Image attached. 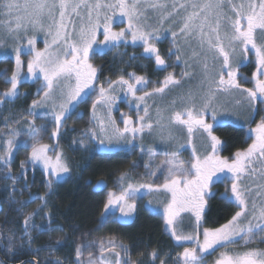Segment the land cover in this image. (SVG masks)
I'll use <instances>...</instances> for the list:
<instances>
[{
  "label": "snow or ice",
  "instance_id": "1",
  "mask_svg": "<svg viewBox=\"0 0 264 264\" xmlns=\"http://www.w3.org/2000/svg\"><path fill=\"white\" fill-rule=\"evenodd\" d=\"M142 4H147V7L153 9L166 8L160 0H153L151 3L147 0H76L74 3L72 0H24L23 3H20V0H3L0 8L4 10L3 15L9 17L4 27L3 39L27 40V44L19 43L11 50V53L15 55L16 70L12 72L11 77L4 76L11 87L0 93V104L21 95L18 89L22 80L21 56H30L27 62V73L24 74L23 79L31 77L38 81L40 86L37 95L40 92H43V95L40 99L32 101L28 115L32 117L50 115L55 124L51 137L58 138L61 127L71 112L81 102L86 101V98L97 92L95 81L98 79V68L90 62L92 55H103L106 51L117 47L120 42L127 41L130 36L134 45L137 41L141 42L144 52L150 57L154 56L157 66L167 67L165 59L153 42L161 39L160 30L146 29L142 20L146 21L147 17L145 9L141 7ZM180 7L184 8L185 5L181 4ZM191 7L194 10L184 19L179 34L188 37L197 30L200 47L204 48L207 45V52L212 53V59L222 61L220 70L216 74L218 80L214 78L208 80L210 87L200 97L199 105L195 96L189 92L187 96L180 97L179 101L176 99L171 101L172 108L178 102L185 105L181 110L169 111L167 108H157L156 119L153 122L149 105L146 103L147 98L164 94L169 86H178L180 80L169 73L160 87H154L150 92L145 91L143 95L137 96V91L143 90L149 81L145 76L130 72L128 73L130 79H125L121 75L116 80H109L107 88L103 85L99 87L98 95L91 105L92 118L98 122L99 132L89 131L94 139L101 134L106 136L108 144H111L113 140L117 143L124 140L135 147L132 141L146 131L151 133L155 128H159L163 133L165 129H168L167 139L172 140L174 139L172 127H184L188 135L187 144L191 146L192 159L186 163L179 159L178 152H166L165 155L169 158L157 165V170L165 166L167 169L163 184L128 183L119 195L110 192L104 207L106 211L118 208L122 217L128 218L136 209L135 197L140 189H147L149 192H166L170 194V199L164 206L163 216L171 235L176 241H194L193 247H185L183 252L177 253V264H206V256L215 252L217 248L225 250L219 252L213 264H264V248L251 247L254 243L264 244V193L261 191L264 190V183L255 185L257 196L262 197L260 204H257L255 200L249 201L252 188L245 184V180L249 178L264 181V117L255 128L249 130L254 134L253 142L247 149L236 151L231 159L218 155L222 141L214 135L213 124L206 122L204 118L208 110L212 108L211 118L217 122L218 114L214 109V102L219 93L240 92L253 113L256 111L257 101L264 105V0H238V2L237 0H205L203 4L193 3ZM81 8L86 9L84 14L80 12ZM173 9L175 10V5ZM57 12L59 19L56 16ZM72 14L80 19L79 26L71 19ZM170 15L171 13H164L160 23L163 24ZM45 20L50 21L47 26H45ZM125 20L126 27L120 28L119 31L113 30L114 23H125ZM69 24H71V30H69ZM206 27L208 31H205ZM29 32H32L31 36ZM40 32L45 33L46 37L43 49L36 47L37 34ZM98 35H102L103 39H98ZM177 35V32H172L173 45L176 44ZM177 51H179L178 48ZM11 53L5 50L0 52V57L7 59ZM249 53H254L256 71L252 77L254 86L245 88L237 79L238 72L236 68H233V61L242 65L248 60ZM169 54H174L172 49H169ZM176 58L179 60V55ZM203 70L207 77L209 72L207 56L204 57ZM225 73L227 79H225ZM182 75L189 76L190 73L183 72ZM118 88L124 91V98L130 106L135 101L134 109L137 113L136 121L132 116L121 113L123 128H120L111 116L112 107L119 99L112 93ZM129 96L131 100H128ZM236 104H241V101L237 100ZM101 105L107 107V122L97 115V108ZM141 108L143 115L139 114ZM37 109L43 110L37 111ZM166 111H169L167 117L164 115ZM165 120L167 122L163 123ZM7 126L11 138L5 141V151L3 155H0V161L9 168L10 172L13 149L28 146V141H21L18 145L16 138L21 133L10 125ZM42 130H47L45 125L37 126L35 119L27 121L25 135L31 139L32 143L27 160L21 161V175L25 176L23 170L27 163H31L33 167L41 164L42 170L49 177H55L58 180L63 174L69 173L70 169L62 152L57 151L54 158L48 154L52 149L48 144L41 142ZM197 131L206 133L210 141L211 152L203 156L197 154V149L192 142ZM129 135L132 140L128 139ZM80 143L83 145L84 142ZM99 143L104 145L105 140L100 139ZM153 154L154 151L150 148L149 155ZM149 175L155 176L156 172H149ZM6 177L11 178L15 185L16 177H11L7 173ZM126 177L127 174L120 177L121 183ZM228 181L231 182L230 188L227 186ZM217 182H225V191L221 197L235 203L239 210L219 228H204L201 241L200 223L208 198L215 195L212 186ZM52 184L53 180L48 179L46 185L49 190ZM13 191H15L14 187ZM34 199L41 200L42 204L24 216V231L21 236V241L27 237L29 244L32 241V229L50 230L48 226H38L33 223L34 216L47 204V193L43 196L30 194L27 201L17 203L27 205ZM183 213H190L195 217L196 229L191 234L177 233L175 224ZM46 215L50 225L51 213L48 212ZM2 239L4 238L0 237V240ZM6 239L8 241L6 245L0 243V248H3L6 254L13 256L22 254L23 242L19 245L15 244L14 234H10ZM240 242H242L240 250H234L233 246ZM108 243L115 254V264H121V251L124 256H128L127 247L122 244L118 246L113 240H109ZM56 245L61 246L62 241L57 240ZM117 247H120L121 251H116ZM100 250L102 254L109 250L104 246L103 241L100 242ZM81 254V247L77 246V259ZM91 255L89 252V256ZM158 255L156 250L150 253L153 261L158 258ZM28 264H39V262L33 257ZM55 264H60L59 260ZM160 264H165V260L160 259Z\"/></svg>",
  "mask_w": 264,
  "mask_h": 264
},
{
  "label": "trees",
  "instance_id": "2",
  "mask_svg": "<svg viewBox=\"0 0 264 264\" xmlns=\"http://www.w3.org/2000/svg\"><path fill=\"white\" fill-rule=\"evenodd\" d=\"M1 13L2 8H0V17ZM120 59L121 55L116 48L101 56H94V62L100 68L98 76L100 81L117 77ZM12 63L9 57L0 58V74H2L0 75V92L9 87V82L4 79V76H10ZM248 73L249 76L250 72ZM34 87L35 83L27 84L29 90L27 96L8 100L0 107L1 130L5 128L2 126L5 119L12 120L11 124L15 128H20L26 122L25 112L33 99L31 93ZM86 115L85 110L78 119L74 117V113L66 119L58 139L62 145L70 143L81 132L89 137V130L92 128L89 127ZM16 121L19 123H15ZM214 132L222 139V153L225 156L232 155L234 151L246 146L243 127L228 123L217 126ZM92 143L95 145V142ZM23 147L19 146L17 149H23ZM71 159L74 166L70 168V175L62 181L53 182L50 190L47 188L45 175L38 168L26 165L24 169L26 178L19 176L17 170L21 169V157L18 154L11 159L10 172L9 168L0 161V237L4 238L0 240V243L6 245L8 243L6 238L10 234L15 235V244L19 245L23 242L22 254L13 256L4 251L1 252L6 260L35 257L39 264H55L57 260L60 264H76L74 258L78 244L95 237L116 238L127 245L134 259L143 257L149 260L153 250H156L159 256L173 249L180 253V246L165 229L164 218L150 212L144 205L136 206L135 216L130 222H122L115 216L104 213L107 189L114 181V177L142 166L144 154L140 157H132L122 151L102 153L97 151L95 146L93 149L88 147L77 155H73ZM6 173L17 178L15 185L11 178L6 177ZM225 187L220 185L218 193L216 192L208 200L204 212L206 227L216 228L223 225L238 210L235 203L218 195L219 192L225 191L223 190ZM45 193H47V204L34 216L33 223L38 226H48L50 230L32 229L31 244L28 243L27 237L21 241L24 216L36 210L42 201L34 199L27 205L17 202L27 201L30 194L43 196ZM48 212L52 217L50 225L46 215ZM57 240L62 241L61 246L56 245ZM0 264H3L1 260Z\"/></svg>",
  "mask_w": 264,
  "mask_h": 264
},
{
  "label": "rangeland",
  "instance_id": "3",
  "mask_svg": "<svg viewBox=\"0 0 264 264\" xmlns=\"http://www.w3.org/2000/svg\"><path fill=\"white\" fill-rule=\"evenodd\" d=\"M23 2H24V0H20V3H23ZM72 2L74 3V2H76V0H74ZM147 2L151 3V2H153V0H147ZM237 2H238V0H237ZM0 3H3V0H0ZM160 3H164L166 5V8H164V9H158V8L153 9V8L147 7V4L141 5V7L145 9V15L147 17L146 21L142 20V22L145 23L146 27H148L152 21H159L160 22L161 16L164 13H171V15L168 16V18H166L164 20V23H163L167 27L170 26L171 20L175 15H178L179 17H181V21H182L181 26H183L184 19L192 12L191 8L189 7V5H190L189 0H178V1L160 0ZM181 4H184L185 7L181 8L180 7ZM173 5H175V10L173 9ZM3 11L4 10L2 9V13H1L2 16L0 17V52L7 50L11 53V50L14 47H16L17 44L22 43V44L26 45L27 40L16 41V40H13L11 38L3 39L4 27H5L8 19H9V17L3 15ZM80 12L82 14H84L86 12V9L81 8ZM56 16H57V19H59V13L58 12L56 13ZM71 19L76 23L77 26H79L80 19L78 17H76L75 14H72ZM44 23H45V26H47V24L50 23V21L45 20ZM123 27H126V20H125V24L123 25ZM69 30H71V24H69ZM31 35H32V32H29V36H31ZM37 36H38V39H37L36 47L38 49H43L44 48V39L46 38L45 33L40 32L37 34ZM189 36H195V35L191 34ZM48 39L50 40V37ZM102 39H103V36L100 37V40H102ZM206 46L207 45H205L204 47H206ZM185 47L187 48V46H185ZM191 47H193V49L191 50V51H193V53L190 54L188 57H182L181 60H184L183 66L180 64L179 70L177 72V75H179V76L175 77L176 79L180 80V84L178 86H172V87L166 89L164 94L154 95V96L147 98L146 103L149 105L150 117H151L153 122L156 119V109L157 108H162V109L167 108V109H169V111L181 110L185 105L180 104L178 102L177 105L174 108H172L171 107V101L174 99L179 101L180 97L187 96V94L189 92H191L195 96L197 104L199 105L200 97L203 96L210 87L208 80L213 79V78L218 80V75H216V74L219 72L220 68L218 70H215V72H211L210 74H207V77H206V74L203 70V62H204L203 54L201 53V49H203V48L200 47V43L198 42V43H195L194 45L188 46V48H191ZM194 53H196V55H193ZM0 58H2V57H0ZM9 59H11L13 62L11 74L9 76V77H11L12 72L16 70L14 53L10 54ZM29 59H30V56H27V55L21 56V60L23 61V67H22V71H21L22 80H21V83L18 85V89H19L20 93L24 94L25 92H27L28 88H26V87L23 88L21 85L23 83L24 84L25 83H28V84L35 83V87H34V91H33V99H32V101H33V100L40 99V97L43 95V92H40V94L37 95V90L40 86L38 81H35L31 77H29L26 80L23 79L24 74L27 73V62ZM90 62L92 63L91 59H90ZM235 63H236V66L239 65L236 61H235ZM208 69H210V68L208 67ZM183 72H189L190 75L189 76H183L182 75ZM209 72H210V70H209ZM128 78H130V77L128 76ZM41 79H42V77H41ZM225 79H227L226 73H225ZM112 80H116V79H112ZM108 81L109 80H105L102 82V84L96 83L95 86H96L97 92L94 93L91 97L86 98V101L79 104L71 112V114L74 113V117L78 119V118H80V116L83 115L84 111L86 110V112H87L86 116L88 118V119L86 118V120L89 123V127H90V129L92 128V130H95L96 132H99V125H98V122L92 118L91 105H92V102L96 99V97L98 95L99 87L101 85H103L105 88H107ZM250 83L251 84H249V87L251 88V87H253V81H251ZM211 86L214 87V85H211ZM10 87H11V84L9 83L8 88H10ZM145 91H147V90H141L140 93L137 94V96L143 95ZM3 92L4 91H1V93H3ZM112 94L119 97V99H117L115 105L112 107V111H111V116H112V118L115 119L116 124L120 128L124 127L123 122H122L123 117L121 116V113H126L127 115L132 116L133 120L136 121L137 113L134 109L135 101H133L132 106H130V104L124 98V91L120 90L119 88ZM128 100H131L130 96L128 97ZM237 100H240L241 104L237 105L236 104ZM32 101H31V104H32ZM31 104H30V106H31ZM46 107H50V106H46ZM29 108L25 112L26 122H24V124L21 125L20 128L19 127H16V128L13 127L11 124L13 121L9 120V119H5V123L2 125L3 128L5 127L4 130H1V128H0V155L4 154L5 147H6L5 141L11 138L9 135V127L7 126V125H10L12 128L17 129L21 133V135L16 138L18 145L21 141H28V146H24L26 148H24V149L14 148L12 157L14 156V154H18L21 157L22 161L27 160V158L31 152L32 141L27 135H25V132L27 129V121H30L33 119H35V124L37 126H41V125L46 126L47 130L46 131L42 130L41 135H40V140L42 143L48 144L50 146V148L52 149L49 151L48 154L54 158L55 153L57 151L62 152L64 155V158L66 159V161L68 163L69 169L72 166H74V163H73L71 157L73 155H77L79 152H82L83 150H86L88 147H91L93 149L96 146V150L99 152H102V153H113V152H116L115 150L124 148L125 146L130 147L132 149L131 144L126 143L124 140L119 141V143H117L115 140H113V142L111 144H108L107 137L102 135V134L94 139L91 136V133L88 135L89 137H86L87 134L85 133V136H84L83 132L78 134L70 143H68L66 145H62L59 142L58 138L51 137V133L55 127V124H54L52 117L50 115L46 116V117L29 116L28 115ZM214 109L218 114L217 122H214L211 118V113L213 110L212 108H210L204 116L206 122L213 124V127L216 125H220L221 121L222 122H230V123H234V124H244V126H245L250 121L249 119H251L250 116H251L252 112L248 108L247 102L243 100V95L238 91L234 92L232 94H224V93L217 94V99L214 102ZM42 110L43 109H37V111H42ZM169 111H166L164 113L165 117H167L169 115ZM139 114L143 115V109L142 108H141V111ZM97 115L103 117L105 119V122H107V107L103 106V105L99 106L97 108ZM184 118L186 119L187 117L185 116ZM166 122L167 121L165 120L163 123H166ZM171 132H172L173 137H174V139H172V140L167 139L168 129H165L164 132L161 133L159 128H155L151 133H148L146 131L142 136L138 135L135 138V140L132 141V143L135 144V147H133V148L136 150V153L138 154L137 157H140L144 154V160H143V163H141L142 166H140L138 169H133L130 172L128 171V172H124V173H120V174L116 175L114 177L115 178L114 181H112L110 184V188H108V190H107V200H108V196H109L110 192H113L116 195H119L120 192L123 190V188L127 187L128 183H132L134 185L163 184L164 175L166 174L167 169L165 166L161 170H157V165H160L162 161L169 158L165 155L166 152H173V151L178 152L179 159L185 161L186 163L192 159L191 146L187 144L188 135H187L186 128L180 127V126H174V127H172ZM214 135H216V134L214 133ZM100 139L105 140L104 145H100V143H99ZM128 139L132 140L131 135L128 136ZM57 141H58V147H57ZM74 141H75V143H74ZM81 141L84 142L83 145L80 143ZM92 142H95V145ZM192 142L197 149L198 155L203 156V155H206L209 152H211L210 141L207 139L206 133L197 131L193 136ZM181 145H184V147H181ZM150 148L153 149V151H154V154L152 156L149 155V149ZM218 155H220L221 157H225L222 155L220 148L218 151ZM12 157H11V159H12ZM229 159H231V157ZM146 164L149 166L146 167L145 166ZM26 165L33 167V165L31 163H27ZM35 167L38 168L45 175L46 180L52 179L53 182L62 181L65 178H67L71 173L69 171V173L63 174L61 176V178L57 180L55 177H49L42 170L41 164H37ZM256 167H259V165H256ZM152 171L156 172L155 176L149 175V172H152ZM123 174H127V177H126L125 181L123 183H121L120 177ZM218 175H223V174H218ZM260 183H264V181H261L259 179L252 180L250 178L245 180V184L248 187L252 188V192L249 195V201L250 202L252 200H255L257 204H260L262 202V197L257 196V189L255 187V185H258ZM220 185L226 186L225 182L224 183H218L217 182V184L215 183L212 186V191L214 193H216V190H217V188H220ZM227 186L230 188L231 182L230 183L227 182ZM223 190H225V188ZM261 191H262V193H264V190H261ZM223 192L224 191L219 192L218 195L221 196V194ZM210 198H208V200ZM169 199H170V194H168L166 192H163V191L162 192H149L147 189H140V191L137 192V194H136L135 203H136V206L138 204L144 205L150 212L155 213V214H159L162 216V218H164V216H163L164 206ZM106 203H107V201H105V204ZM103 210H104L105 215H108V216L113 215L122 222L132 221L134 216H135V211H136V209H135V211L132 213L131 217L124 218V217H122V214L120 213L118 208L109 209L106 211L105 207H104ZM175 227H176L178 234H191L196 229L195 217L190 213H183L181 215V217L177 220ZM204 228H209V227H206L204 225V214H203V219L201 220V223H200V232H201L200 239H201V241L203 240L202 232H203ZM165 229L168 233H170V229L167 227L166 223H165ZM109 240L115 241L116 245H118V246L121 244L126 246L124 243L120 242L119 240H117L114 237H95L90 241H86V242L78 244V246L81 247V253L82 254L79 257V259H77V256L75 255V260L78 263H83L82 258H83L84 253L96 252L97 250L101 251L100 250V242L101 241H103L104 246L106 248H110L111 246L108 243ZM175 242L180 246L179 247L180 253L183 252V249L185 247H193L194 246V241H176L175 240ZM241 246H242V242H240V244H238V245L233 246V248H234V250H240ZM251 247L264 248V244L254 243L251 245ZM117 248L121 251L120 247H117ZM224 250H225L224 248H217L215 252H212L210 255H207L206 256V264H213V261L219 255V252L224 251ZM177 253L178 252H176V250L173 249V251H171L165 255H161V256L158 255V258L155 261H153L151 256H149V260H146V258H143V257L142 258L140 257L139 259H134L131 256V253H129V249H128V256H124L123 252L121 251V254H122L121 264H160V259H164L165 264H177V261H176ZM129 258H130V261H129ZM84 262H86L87 264H90V262H91V264H97L94 256H91V258L88 261H84Z\"/></svg>",
  "mask_w": 264,
  "mask_h": 264
},
{
  "label": "flooded vegetation",
  "instance_id": "4",
  "mask_svg": "<svg viewBox=\"0 0 264 264\" xmlns=\"http://www.w3.org/2000/svg\"><path fill=\"white\" fill-rule=\"evenodd\" d=\"M72 1H74V0H72ZM167 1H169V0H167ZM175 1H178V0H175ZM204 2H205V0H189V4H190L189 7L191 8V11H193L194 9L191 7V4H193V3L203 4ZM197 23H199V21H197ZM124 24L125 23H114L113 24V30L119 31L120 28H123ZM181 24H182L181 17H179L178 15H175L172 18L169 27H167L165 24H161L159 21H152L151 24L148 27H146L147 30H150L152 28H157L160 30L159 34L161 36V39L153 41V42L155 43L156 47L159 49L160 55L165 59L166 64L168 65L167 67L157 66L155 63L154 56L150 57L149 54H146L144 52V48H143V45L141 42L137 41L136 44L134 45L131 42L130 36L128 37L127 41L120 42L117 47H114L117 49L118 54L121 55V59L119 61L120 67H119V70L117 72L118 75L114 79H118V77L121 75H123L125 77V79H130V78H128V73L134 72L136 75L145 76L148 79L149 83L145 88H143V90H147L150 92L154 87H160L165 76H167L169 73H172L175 77L179 76V75H177V72L179 70L180 64L183 66V63H184V60H181L182 57H188L190 54L193 53V51H191L193 49V47L188 48V46L194 45L195 43L199 42L197 30H194L192 33L195 36L185 37L184 35L179 34L180 28L182 27ZM205 31H208L207 27L205 28ZM172 32L178 33V35L176 37V44L175 45H173V43H172V41H173ZM101 36L102 35H98V39H100ZM184 45L187 46V48ZM114 48H112V49H114ZM177 48L179 49V51H177ZM169 49H172V52L174 54L170 55ZM201 53L203 54V59L205 56H207V63H208V67L210 68L209 69L210 72H208V74H210L211 72H215V70H218L220 68V64L222 63V61H220V60L214 61L212 59V53L207 52V46L204 47L203 49H201ZM177 55H179V57H180L179 60H177V58H176ZM94 56L95 55H92L90 57V59L92 60L93 65L98 68L97 75L99 76L100 68L94 62ZM99 56H101V55H99ZM251 67H252V69H250ZM233 68L237 69V72H238L237 79L243 85V87L250 88L249 84H251L250 83L251 81H253V86H254V80L252 79L253 73L256 71L254 53H249L248 54V60L245 61L242 65L239 64L238 66H236L235 61H233ZM248 72H250L249 76L247 75V74H249ZM226 78H227V75H226ZM106 80H112V79H106ZM96 83L102 84V81L99 80V77L95 81V84ZM27 84L28 83H25V84L23 83L21 86L23 88L24 87L27 88ZM170 87H172V86H169V88ZM139 93H140V91H137V94H139ZM28 94H29V90H27V92H25L24 94L21 93V95H19V96L22 98V97L27 96ZM31 95L33 97V91L31 93ZM3 104H0V107ZM262 117H264V105H261L257 101L256 111L254 113L253 112L251 113V116H250L251 119H249L250 121L245 126H244V124H234V123H230V122H221L220 125H224V124L229 123V124H233L235 126H239V127L244 128V133H245L244 137H245L246 146L242 149H238L239 151H243V150L247 149V147L253 142V140L255 138L254 134L251 133L249 130L251 128H255L256 124L260 122ZM63 125H64V123H63ZM220 125L214 126L213 132H214V129ZM62 129H63V126H62L61 130ZM58 139H59V137H58ZM220 140L222 141L221 138H220ZM115 151L116 152L122 151V152L126 153L128 156H132V157L138 156V154L136 153V150L133 147L131 149L130 147L125 146L124 148H121V149H118ZM220 151L222 153V143L220 146ZM235 152L236 151H234L233 154L229 155V156H225V155H223V153H222V155L225 157H228V158H230V157L232 158ZM14 155H16V154H14ZM25 167H26V165H25ZM31 168H36V167H31ZM20 170L22 171V169L17 170L19 172V176L24 177L21 175ZM23 171H24V173H26L25 170H23ZM218 183H224V182H218ZM228 183H230V181H228ZM109 188H110V186H109ZM216 192L218 193V188H217ZM106 201H107V197H106ZM0 210H1V206H0ZM216 228H219V227H216ZM108 249L109 250L104 252L103 254L99 250H97L96 252H91V254H92L91 256L95 257V261L97 264H101V263L106 264V262H111V264H115V259H116L115 254L111 251V247ZM2 251H3V248H0V255L1 256H2V253H1ZM116 251H120V250L118 248H116ZM91 256H89V252L84 253L83 258H82L83 263H78L75 260V258H74V261L76 264H87L84 261H88L91 258ZM2 258L5 261L9 262L10 264H19V263L20 264H28V261L33 260V257L16 259L14 261H12L13 259L11 261H8L3 256H2ZM0 260H1V258H0ZM121 260H122V254H121ZM3 264H5V263H3Z\"/></svg>",
  "mask_w": 264,
  "mask_h": 264
},
{
  "label": "water",
  "instance_id": "5",
  "mask_svg": "<svg viewBox=\"0 0 264 264\" xmlns=\"http://www.w3.org/2000/svg\"><path fill=\"white\" fill-rule=\"evenodd\" d=\"M0 258H1V261L3 262V263H5V264H10L9 262H7V261H5L3 258H2V256L0 255ZM24 262V261H23ZM20 264V263H19Z\"/></svg>",
  "mask_w": 264,
  "mask_h": 264
}]
</instances>
